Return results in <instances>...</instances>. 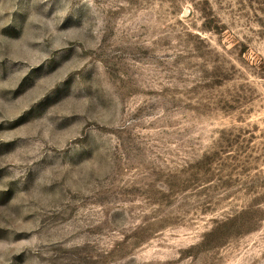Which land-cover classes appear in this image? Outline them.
Instances as JSON below:
<instances>
[{
  "label": "rangeland",
  "instance_id": "rangeland-1",
  "mask_svg": "<svg viewBox=\"0 0 264 264\" xmlns=\"http://www.w3.org/2000/svg\"><path fill=\"white\" fill-rule=\"evenodd\" d=\"M0 264H264V0H0Z\"/></svg>",
  "mask_w": 264,
  "mask_h": 264
}]
</instances>
